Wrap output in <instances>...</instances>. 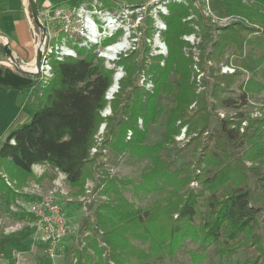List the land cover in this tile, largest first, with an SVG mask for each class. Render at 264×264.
Segmentation results:
<instances>
[{"label":"trees","instance_id":"1","mask_svg":"<svg viewBox=\"0 0 264 264\" xmlns=\"http://www.w3.org/2000/svg\"><path fill=\"white\" fill-rule=\"evenodd\" d=\"M99 1L107 9L119 6L114 0ZM71 2L76 7L84 0ZM221 5L223 15L238 17L249 26L236 23L214 28L215 36L210 33L207 36L210 50L201 60H215L217 53L226 47H233L240 54L245 47L258 48L264 59V0H251L247 4L241 0H221ZM187 10L181 4L168 5L170 14L164 18L168 56L163 66H160V57L153 58L150 65L144 60L140 64L133 63V53L119 59L117 65L124 69V76L119 80L118 93L110 102L112 117L105 123L107 137H120L118 149L127 148L132 138L125 143L121 136L131 131L133 139L141 137L145 130L137 128V119L142 118L144 127L158 116L160 94L173 86L167 138L187 127L202 152L194 160L195 170L180 177V170L167 172L165 163L156 161L153 170L142 175L139 189L149 192L157 188L160 181L171 183L175 186L173 198L165 205L157 203L146 209L137 208L126 200L117 182L110 180L102 192L106 201L97 206L92 218L81 221L82 235L80 247L73 254L74 264H125L124 250L135 251L128 242L129 237L144 238L148 242V254L157 259L173 257L186 233L197 234L203 249L223 239L224 247L218 250L221 257L233 256L241 245L263 250L264 201L262 207L253 205V190L249 184L252 180L264 192V156L260 145L264 135V111L255 118L245 119L242 132L240 123L244 119L233 123L226 118H217V127L208 132L210 115L204 108L205 96L195 95L193 91L188 61L181 52L183 43L179 41L180 34L188 31L180 24ZM202 28L212 31L206 25ZM111 40L105 39L102 43L105 46ZM94 49L95 46L88 50L77 48L76 59L65 58L52 63L53 77L47 84L35 82L37 91L28 120L10 131L0 143V192L5 201H14L16 197L5 178L32 177L35 165H47L62 174L77 194L84 191L85 181L92 174L91 165L95 163V154H91L94 136L104 122L100 113L108 104L105 96L113 83V71L103 66ZM173 72L180 75L178 81L169 80ZM140 73L154 77L151 92H145L135 83ZM213 77L210 96L217 100L221 82L227 76ZM227 101L221 100V105ZM195 102V107L190 109ZM211 109L214 110V106ZM139 151L143 155L147 148ZM204 163L207 169L197 173ZM192 182L208 194H196L189 189L187 186ZM14 237V234L0 237V252ZM200 259L201 256L195 254L191 264ZM243 264H264V259Z\"/></svg>","mask_w":264,"mask_h":264},{"label":"rangeland","instance_id":"2","mask_svg":"<svg viewBox=\"0 0 264 264\" xmlns=\"http://www.w3.org/2000/svg\"><path fill=\"white\" fill-rule=\"evenodd\" d=\"M114 1L119 5L118 8L108 10L118 14V22L122 27L113 41H121L124 35H127L129 47L121 52L116 60L111 58L114 60L109 62L98 55L105 48L104 43L96 44L93 51L102 61L103 66L107 70L113 71V77L115 74H119V78H123L124 69L118 66L117 62L120 58L130 56L132 53L133 63L140 64L144 60L146 64L150 65L153 58L160 57V66L164 65V60L168 56L164 41V34L167 30L164 18L170 14L169 4H181L188 8L187 15L180 20L182 27L188 30L179 36V41L183 43L181 52L188 61L189 80L193 84L195 95L203 94L205 96L206 105L204 108L210 115L208 132L217 127L216 121L217 118H221L220 115H224V118L233 123H238L241 119H251L255 114H261L264 111V59H262L263 53L260 49L245 47L243 53L240 54L235 48L226 47L217 53L215 60H201V56L210 50L207 36L209 33L211 36H215L214 28H222L236 23L249 26L246 21L238 17L223 15L221 0ZM241 1L247 4L251 0ZM34 2L36 4V1ZM93 2V0H84L82 3L86 6L89 5L88 10H93L90 7ZM26 4L29 6V0H26ZM71 5L72 2L61 7L70 16L71 24L67 28L72 36L70 42H81L84 38L81 36L80 19L71 13ZM98 7L104 8L100 1ZM52 14H49V17H44L37 8L38 19L45 34L47 36L57 34L61 38H67V34L59 31L62 27L61 19H53ZM29 17L31 30L34 28L39 35L40 30L34 24L32 13ZM204 25L211 27L212 31L204 30L202 28ZM103 36L101 35L98 39L92 38L91 41L99 42ZM161 46H165L166 54L160 50ZM85 49H90V46ZM227 65L235 68L234 75L221 73ZM197 70L202 72L203 76L199 77L201 73ZM211 70H213V74ZM213 76H227L222 77L223 81L217 100L210 96L214 83ZM179 78L180 75L175 72L169 76V80H174V82ZM153 81V76L144 73L135 77V83L145 92L153 90ZM118 90L119 85L114 94L107 96L108 104L100 113L104 122L100 124L94 136V148L97 151L94 153L95 163L91 165L92 174L90 178L86 179L82 193L77 194L76 189L66 183L62 174L47 165L33 166L34 175L32 177L18 176L19 181L5 178L7 185L15 191L16 197L14 201L7 202L0 192V237L14 234L15 239L6 245L4 251L0 252V264H74L73 254L80 247L82 235L80 232L81 221L86 217L92 218L97 206L106 201L102 192L110 180L117 182L120 192L126 200L137 208L146 209L157 203L165 205L173 198L172 193L175 186L160 180H158L160 182L157 188L149 192L139 189L142 175L153 170L156 161L164 162L168 169L167 172L180 170V177L195 170L194 160L202 152L200 147L197 148L196 141L193 140L194 135L188 133L186 127V132L182 136L183 127L178 135L167 138L166 123L169 109L173 106V86L170 90L160 94L158 116L144 127L142 118L137 119V128H143L144 134L133 139L132 132L127 131L121 137L125 143L132 138L131 145L120 149H118L120 137L108 138L106 135L107 123H105L106 119L112 117L110 102ZM225 99L228 101L221 105V100ZM225 104L228 105L225 106ZM195 105L196 102L190 106V109ZM211 106H214L215 109L212 110ZM260 145L264 156V135L260 140ZM140 148H147V153L140 155L139 152L143 151L142 149L139 151ZM150 149L152 150L150 151ZM246 165L250 166L249 163ZM206 169L207 166L204 163L200 170L196 171L200 173L201 170L204 172ZM249 185L253 190V205L262 207L264 192L258 189L252 180ZM187 187L196 194L200 192L204 196L208 194L195 182L190 183ZM198 223L199 217L197 216L195 224ZM197 237V234L186 233L173 257L162 259L148 254V242L144 238L129 237L128 242L135 251L126 249L122 257L125 264H191V258L195 254L201 256V259L195 264H243L264 259V246L263 250L256 251L249 244L245 247L241 245L242 247L238 246L233 256L221 257L218 255V250L224 247L223 239L204 250L203 247H200ZM109 264L111 263L109 262Z\"/></svg>","mask_w":264,"mask_h":264},{"label":"built area","instance_id":"3","mask_svg":"<svg viewBox=\"0 0 264 264\" xmlns=\"http://www.w3.org/2000/svg\"><path fill=\"white\" fill-rule=\"evenodd\" d=\"M93 4H90V7L93 10H88L87 7L89 5H85L81 3L79 6L71 5V13L76 15L81 23V36L84 38L81 42L74 41L70 42L72 36L70 31L67 29L71 24L70 16L67 15L62 8H56L52 11L51 16L53 19H61L62 27L59 29L60 32L67 34V38H59L57 34L53 36H43L41 31L40 34L32 28L31 36L33 40V45L35 48V57L31 61H22L18 59L16 56L12 54L11 57H7L4 55V60L1 61V64L5 67L11 68L17 72L22 74H26L32 76L36 79V81L40 82L42 85L47 84L53 77V62H60L65 58H77L76 49L78 48H89V46H95L96 44L101 45L105 39H112L111 43L104 46L103 50L99 52V57L105 60L112 61L116 60L117 56L120 55L121 52L113 53L112 57L114 59H108L111 56V52L109 49L112 46L117 45L119 41H113L116 34L121 29V24L118 22V14L110 12L108 9L98 7L99 0H93ZM89 13V15H88ZM44 17H49L48 14H43ZM101 24V25H99ZM59 32V33H60ZM126 34V33H125ZM56 35V36H55ZM101 37L99 42L91 41L92 38ZM0 45L6 46L10 49V41L8 37L0 33ZM160 50L166 54L165 46H161ZM39 52L40 58L37 60V53ZM107 55V57H106ZM197 72H199L197 70ZM199 77L203 76L202 72ZM222 74L224 75H234L236 70L232 66H225L222 69ZM106 98V96H105ZM260 114H255L252 118L259 116ZM221 118H224V115H220ZM246 126V120H241L240 123V131H243V127ZM186 132V127L182 129L181 135L184 136ZM96 152L95 148L91 149V154Z\"/></svg>","mask_w":264,"mask_h":264},{"label":"crops","instance_id":"4","mask_svg":"<svg viewBox=\"0 0 264 264\" xmlns=\"http://www.w3.org/2000/svg\"><path fill=\"white\" fill-rule=\"evenodd\" d=\"M35 1L41 14L48 15L53 9L71 3V0ZM30 14L26 0H0V33L8 37L12 54L27 62L35 57ZM2 60L4 53L0 50V143L28 120L37 91L34 77L3 66Z\"/></svg>","mask_w":264,"mask_h":264},{"label":"water","instance_id":"5","mask_svg":"<svg viewBox=\"0 0 264 264\" xmlns=\"http://www.w3.org/2000/svg\"><path fill=\"white\" fill-rule=\"evenodd\" d=\"M35 0H29V6L31 8V13H32V18L34 20V24L37 26V28L41 31L42 35L45 36V31L43 30V27H42V24L39 22V19H38V15H37V8H36V4L34 2ZM0 50L4 53L5 56L7 57H11L12 56V52L11 50L6 47V46H1L0 45ZM40 58V54L39 52L37 53V60H39ZM119 76V74H115L114 77H113V80L116 76ZM117 88H118V85H117ZM110 90V88L108 89V91ZM107 91V93H108ZM107 93H106V98L107 99Z\"/></svg>","mask_w":264,"mask_h":264},{"label":"bare ground","instance_id":"6","mask_svg":"<svg viewBox=\"0 0 264 264\" xmlns=\"http://www.w3.org/2000/svg\"><path fill=\"white\" fill-rule=\"evenodd\" d=\"M129 47V42H128V39H127V35H124V37L121 39V41L115 45V46H112L109 51L111 52V56L108 57V59H111L113 58L112 54L113 53H116V52H120V51H124L126 49H128ZM107 57V55H106ZM119 76L117 75L114 80H113V84L110 86V90L108 91V95L107 96H111L112 94L115 93V91L117 90V85H118V81H119Z\"/></svg>","mask_w":264,"mask_h":264}]
</instances>
